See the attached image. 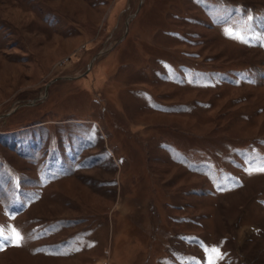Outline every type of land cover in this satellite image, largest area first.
Masks as SVG:
<instances>
[{"label":"rangeland","instance_id":"obj_1","mask_svg":"<svg viewBox=\"0 0 264 264\" xmlns=\"http://www.w3.org/2000/svg\"><path fill=\"white\" fill-rule=\"evenodd\" d=\"M262 163L264 0H0V264H264Z\"/></svg>","mask_w":264,"mask_h":264},{"label":"snow or ice","instance_id":"obj_2","mask_svg":"<svg viewBox=\"0 0 264 264\" xmlns=\"http://www.w3.org/2000/svg\"><path fill=\"white\" fill-rule=\"evenodd\" d=\"M249 19H251V17H249ZM226 34L234 37V38H238L243 40L244 38L242 36H240L238 33L233 32L231 29L226 30ZM248 171L251 172H264V163H262L260 166L258 167H254V168H250L248 169ZM3 230H0V236H3ZM9 236L11 237V242L13 244H15L16 246H19L20 241L22 240V236L20 235V233L17 230H13ZM78 250V249H77ZM205 252L207 254V264H215V259L214 257H219L222 258L221 253L219 251L218 247H206L205 248Z\"/></svg>","mask_w":264,"mask_h":264}]
</instances>
